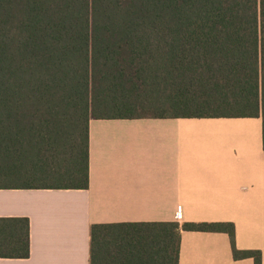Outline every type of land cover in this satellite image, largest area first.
Masks as SVG:
<instances>
[{
	"label": "trees",
	"instance_id": "1",
	"mask_svg": "<svg viewBox=\"0 0 264 264\" xmlns=\"http://www.w3.org/2000/svg\"><path fill=\"white\" fill-rule=\"evenodd\" d=\"M264 117V0H0V188L88 189L90 121ZM183 231L232 222L94 224L90 264H179ZM30 256L0 218V257Z\"/></svg>",
	"mask_w": 264,
	"mask_h": 264
},
{
	"label": "crops",
	"instance_id": "2",
	"mask_svg": "<svg viewBox=\"0 0 264 264\" xmlns=\"http://www.w3.org/2000/svg\"><path fill=\"white\" fill-rule=\"evenodd\" d=\"M0 218L30 221V256L0 264H90L94 224L142 222H232L264 264V117L92 119L90 187L0 188ZM179 264L255 260L183 231Z\"/></svg>",
	"mask_w": 264,
	"mask_h": 264
}]
</instances>
